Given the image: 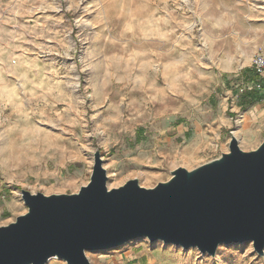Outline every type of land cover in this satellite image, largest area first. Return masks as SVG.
<instances>
[{"label": "rangeland", "instance_id": "374dc122", "mask_svg": "<svg viewBox=\"0 0 264 264\" xmlns=\"http://www.w3.org/2000/svg\"><path fill=\"white\" fill-rule=\"evenodd\" d=\"M257 53L264 0H0V226L27 211L21 189L86 185L96 150L108 188L134 178L149 188L219 157L231 135L256 148ZM85 255L90 264H264L251 241L211 256L139 237Z\"/></svg>", "mask_w": 264, "mask_h": 264}, {"label": "water", "instance_id": "95a60500", "mask_svg": "<svg viewBox=\"0 0 264 264\" xmlns=\"http://www.w3.org/2000/svg\"><path fill=\"white\" fill-rule=\"evenodd\" d=\"M153 187L138 179L108 188L99 150L89 181L75 193L44 195L21 189L27 211L0 226V264H90L85 251L146 237L215 254L219 244L251 241L264 253V140L228 150L192 169L177 167Z\"/></svg>", "mask_w": 264, "mask_h": 264}, {"label": "built area", "instance_id": "2783aa9c", "mask_svg": "<svg viewBox=\"0 0 264 264\" xmlns=\"http://www.w3.org/2000/svg\"><path fill=\"white\" fill-rule=\"evenodd\" d=\"M252 65L257 75V79L253 84V89L257 91L262 88V79H264V54H255L252 59Z\"/></svg>", "mask_w": 264, "mask_h": 264}, {"label": "crops", "instance_id": "0c3cea01", "mask_svg": "<svg viewBox=\"0 0 264 264\" xmlns=\"http://www.w3.org/2000/svg\"><path fill=\"white\" fill-rule=\"evenodd\" d=\"M252 114V113H251ZM244 116H245V114H244Z\"/></svg>", "mask_w": 264, "mask_h": 264}, {"label": "trees", "instance_id": "16d2710c", "mask_svg": "<svg viewBox=\"0 0 264 264\" xmlns=\"http://www.w3.org/2000/svg\"><path fill=\"white\" fill-rule=\"evenodd\" d=\"M251 99V98H250ZM253 100V99H252Z\"/></svg>", "mask_w": 264, "mask_h": 264}]
</instances>
